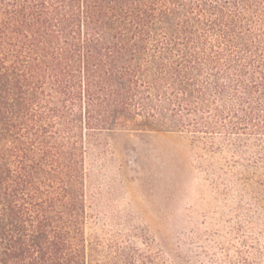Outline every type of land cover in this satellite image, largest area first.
Masks as SVG:
<instances>
[{
	"label": "trees",
	"instance_id": "1",
	"mask_svg": "<svg viewBox=\"0 0 264 264\" xmlns=\"http://www.w3.org/2000/svg\"><path fill=\"white\" fill-rule=\"evenodd\" d=\"M264 139V0H0V264H154L86 236L105 133Z\"/></svg>",
	"mask_w": 264,
	"mask_h": 264
},
{
	"label": "rangeland",
	"instance_id": "2",
	"mask_svg": "<svg viewBox=\"0 0 264 264\" xmlns=\"http://www.w3.org/2000/svg\"><path fill=\"white\" fill-rule=\"evenodd\" d=\"M85 161L89 241L127 243L154 264H264V139L238 152L118 130Z\"/></svg>",
	"mask_w": 264,
	"mask_h": 264
}]
</instances>
